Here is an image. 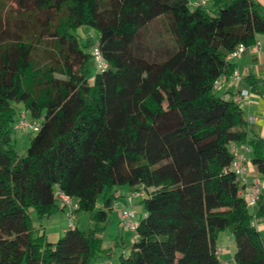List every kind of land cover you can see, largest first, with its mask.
Here are the masks:
<instances>
[{
    "label": "trees",
    "instance_id": "16d2710c",
    "mask_svg": "<svg viewBox=\"0 0 264 264\" xmlns=\"http://www.w3.org/2000/svg\"><path fill=\"white\" fill-rule=\"evenodd\" d=\"M81 27L98 31L96 43L82 46ZM258 36L257 0H213L210 10L190 0H0V264L115 260L127 246L104 249L101 226L125 186L123 207L135 194L145 213L118 264H221L225 231L235 264H264L253 225L264 197L250 213L230 170V145L248 143L264 175V140H248L242 108L214 89L235 70L229 56ZM95 44L108 66L91 83L85 49ZM20 106L41 120L26 155L13 144ZM58 190L95 228L77 223L51 243L31 213L43 222L64 212Z\"/></svg>",
    "mask_w": 264,
    "mask_h": 264
},
{
    "label": "built area",
    "instance_id": "2783aa9c",
    "mask_svg": "<svg viewBox=\"0 0 264 264\" xmlns=\"http://www.w3.org/2000/svg\"><path fill=\"white\" fill-rule=\"evenodd\" d=\"M190 6L192 9L197 8H207L208 1L207 0H194L190 2ZM256 49L257 52L261 51V44L257 43L255 46L251 47V49ZM250 48H247L244 45H240L237 49L229 56V61L235 57H242V55ZM92 57L95 61V65L98 71H103L107 68L108 64L105 58L103 57L99 47L97 44L93 46ZM244 72L239 69H235L231 78L235 82H241L244 77ZM264 83V76L262 78ZM214 89H219V82L216 81L214 84ZM252 97V87L249 90H243L235 94L231 99H227L232 101L235 105L242 107L245 103L250 104ZM226 99V98H223ZM255 118L250 117V122H253ZM32 128L33 132H37L39 130V126L35 123V121L31 122L27 118V112H22L20 115V121L15 124V130H24L25 128ZM230 151L233 154V161L230 166V170L236 175L238 182L243 187V197L246 201L248 208H258L261 203L264 193L262 186L257 182H250L246 178V174L248 172V160L247 155L250 154L251 148L248 144L244 145L241 149L238 148L235 143L230 145ZM56 198L59 200L61 206L64 208V213L66 214L67 220V228H74L78 223L77 211L79 210L78 202L65 194L62 191L56 192ZM127 205L122 208L120 213V226L122 230H125L132 234L133 239L136 240L138 238V225H139V217L135 210V194H131L127 198ZM257 219L254 220L253 225L257 226ZM219 253V252H218ZM123 254H126L123 251ZM100 264H116L113 261H105Z\"/></svg>",
    "mask_w": 264,
    "mask_h": 264
},
{
    "label": "crops",
    "instance_id": "0c3cea01",
    "mask_svg": "<svg viewBox=\"0 0 264 264\" xmlns=\"http://www.w3.org/2000/svg\"><path fill=\"white\" fill-rule=\"evenodd\" d=\"M194 1V0H190ZM264 2V0H259ZM262 36H258L257 43L261 44ZM232 64H234L236 67L235 69L242 70L244 73L243 80L241 82H235L232 80L231 76L226 77L222 76L218 82H219V89L215 90L216 93H218L219 96L226 99H231L235 94H237L240 91L243 90H249L252 87V97H251V103H245L241 108L244 112V118L248 124V140H264V83H263V76H264V52H263V46L261 44V51L257 52L256 49H248L242 57L238 58H232L230 60ZM251 79L250 82H253L256 84V87L254 88L252 86V83H249L247 79ZM255 89V91L253 90ZM250 117L255 118L253 122H250ZM248 143H240L235 142V145L238 148H242L244 145ZM249 145V144H248ZM252 157H253V150L251 149L250 154L247 155L248 160V172L246 174V178L250 182H257L261 183L260 181L262 178V175L258 172L257 168L252 164ZM263 193H264V183L261 184ZM131 189H128V192H130ZM128 193H126L127 195ZM121 197H125L126 195L120 194ZM142 198V197H141ZM120 201H123L126 204V199L118 200V204ZM124 204V205H125ZM136 205H139L136 202ZM141 207V206H140ZM142 208V216L137 214L139 218L144 216L145 210ZM259 208V207H258ZM258 208H252V214H256L258 212ZM251 209V208H250ZM64 213V212H61ZM78 219V224H79ZM257 230L261 231L262 237L264 236V220L263 219H257ZM79 226V225H78ZM65 229H63V232L65 233ZM118 240H122L126 244V240L122 237L117 236ZM115 243V242H114ZM221 243V245L219 244ZM218 254L221 264H235L234 262V255L236 252V243L229 231H225L219 235L218 238ZM113 247V246H111ZM110 246L108 247V249ZM107 249V248H105ZM114 263L118 264L115 260H112ZM100 261L97 263L99 264Z\"/></svg>",
    "mask_w": 264,
    "mask_h": 264
},
{
    "label": "rangeland",
    "instance_id": "374dc122",
    "mask_svg": "<svg viewBox=\"0 0 264 264\" xmlns=\"http://www.w3.org/2000/svg\"><path fill=\"white\" fill-rule=\"evenodd\" d=\"M208 1V7L207 9L210 10V8L212 7L213 4V0H207ZM257 2L261 5L262 10H263V14H264V2L257 0ZM76 35L78 37V39L80 40V42L82 43V46L87 45L88 42L90 43H96L98 37H99V33L97 30L92 29V28H87V27H81L78 28L76 30ZM261 40V44L263 46V52H264V36H262ZM86 52L90 55H92L93 52V48L91 46L87 47ZM88 70H89V81L91 83H93L94 78L97 74V67L95 65V61L93 59V57L90 59L89 65H88ZM22 112H25L23 106H20ZM28 118V115H27ZM29 119V118H28ZM20 121V115H18L17 117V121L16 124ZM29 121H31L29 119ZM35 123L40 126L41 124V120H34ZM33 122V121H31ZM36 134L33 132L32 128H25L24 130H16L15 134L13 136V144L14 147L16 148L17 152L20 155H26L27 154V149L29 147L30 144V140L35 136ZM250 146V145H249ZM250 148L252 149V146H250ZM262 181H260V185L262 183H264V175H262L261 178ZM129 187L125 186L120 188L119 193L120 194H124L126 195V193L128 192ZM103 195H100L99 200H98V206L101 205V201H102ZM125 198V197H124ZM123 197L120 198V200L124 199ZM142 198L140 196L136 197V202L139 204L136 206L135 210L137 212V214L142 216V208L140 207V202H141ZM124 202L120 201L119 206H116L113 210V212L110 214L109 216V220L107 222V224H104L101 226L105 228V231L103 233V238H104V249L110 246L114 247V242L117 238V236L124 238L127 242H126V246L127 248H122V247H116L115 248V252H116V256H115V261L118 262L119 260V256L120 253H123V251L125 253L129 252L130 247L133 245V239H132V235L121 229L120 226V211L124 206ZM250 213H252L253 209L248 208ZM66 214L65 213H57L56 215H54L53 217H51L48 220H45L43 222H40L38 220V216L36 213H31V217L33 218V223L35 225L36 228H40L43 227L44 232L46 233L47 239L49 242L51 243H56L63 235V229H67V220H66ZM78 219H79V228L82 230L85 229H94L95 225L90 224L89 222V214H86L84 212L78 214ZM261 232V231H260ZM223 233V232H222ZM262 233V232H261ZM264 238V236H263ZM221 245V243H219ZM94 264H98L97 262Z\"/></svg>",
    "mask_w": 264,
    "mask_h": 264
}]
</instances>
